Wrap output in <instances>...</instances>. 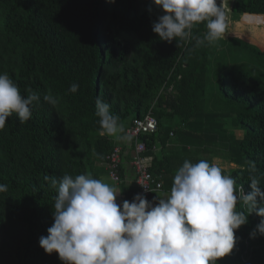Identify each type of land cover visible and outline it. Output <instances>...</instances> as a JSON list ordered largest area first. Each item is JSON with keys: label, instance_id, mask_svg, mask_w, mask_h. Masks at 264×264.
<instances>
[{"label": "trees", "instance_id": "16d2710c", "mask_svg": "<svg viewBox=\"0 0 264 264\" xmlns=\"http://www.w3.org/2000/svg\"><path fill=\"white\" fill-rule=\"evenodd\" d=\"M229 2L232 14L264 16V0ZM162 14L153 0H0V73L22 95L31 88L40 96L27 122L13 114L0 131V184L8 186L0 193V264H62L39 244L57 195L44 177L98 179L96 164L116 147L99 134L98 97L125 131L149 113L156 119V132L140 136L143 156L173 132L185 145L180 166L221 160L237 188L251 192L252 161L264 191V48L236 37L199 47L195 39L169 43L153 32ZM206 32L200 24L193 36ZM49 91L59 99L55 107L43 100ZM169 161L165 155L148 170L161 176ZM129 192L131 202L136 190ZM237 210L246 212L241 202ZM262 219L248 216L218 264H264Z\"/></svg>", "mask_w": 264, "mask_h": 264}, {"label": "clouds", "instance_id": "9594fccd", "mask_svg": "<svg viewBox=\"0 0 264 264\" xmlns=\"http://www.w3.org/2000/svg\"><path fill=\"white\" fill-rule=\"evenodd\" d=\"M163 14L153 32L163 41L190 42L197 47L223 39L229 28L223 0H153ZM206 26L203 38L193 29ZM79 85L72 84L71 93ZM21 94L7 73H0V131L13 114L21 123L32 115L40 96L27 88ZM44 102L55 107L59 99L50 91ZM101 136L126 141L125 126L102 98L96 100ZM251 192L216 163L184 161L176 171L170 194L153 206L143 195L117 203L121 191L100 179L65 173L59 180L45 175L56 188L54 222L39 240L47 254L57 253L62 264H218L235 246V232L255 213L264 218V191L254 162L249 161ZM8 191L0 184V193ZM241 202L245 211H238ZM247 213V214H246ZM264 235V219L257 226Z\"/></svg>", "mask_w": 264, "mask_h": 264}, {"label": "crops", "instance_id": "0c3cea01", "mask_svg": "<svg viewBox=\"0 0 264 264\" xmlns=\"http://www.w3.org/2000/svg\"><path fill=\"white\" fill-rule=\"evenodd\" d=\"M261 15H257L259 17ZM233 132V131H232ZM172 133V135H171ZM169 133V138L166 140L165 145L161 141H157L153 148H152V154L144 155L145 162L147 166L152 165L153 162H159L161 161L165 155L170 156V163L173 164V167H169L168 171H163L161 174L162 181L164 183V192L159 193L155 197V202L158 203L159 198H166L168 194H170V189L173 183V178L176 173V171L181 167L180 166V160L181 154L184 151V143H182V140H180L178 137L174 136L173 132ZM237 136H242L241 132H236ZM240 134V136H239ZM114 143L116 146H119L123 149V159L121 163V173L122 178L120 183L113 182L107 173L106 165L104 163L98 162L96 164V170L98 173V179L103 180L104 182H107L115 187H117L121 194L117 197V203L122 204L123 201L127 200L126 191L130 193L129 191L136 190L135 185V173L132 167V142L130 139L126 141H120L116 138L112 137ZM192 146L187 145V149H192ZM193 163H196L197 161H192ZM211 163L218 164L223 170H229V164L222 162L218 159L211 160ZM133 189V190H132Z\"/></svg>", "mask_w": 264, "mask_h": 264}, {"label": "built area", "instance_id": "2783aa9c", "mask_svg": "<svg viewBox=\"0 0 264 264\" xmlns=\"http://www.w3.org/2000/svg\"><path fill=\"white\" fill-rule=\"evenodd\" d=\"M219 3V1H218ZM157 130V121L151 113L144 118L134 119L132 124L127 128L126 135L132 142V167L135 173L136 193L143 195L150 203L155 206V197L164 192V183L161 176L153 175L145 162L143 154L146 151L145 143L140 139V136L151 135ZM172 135V133H171ZM123 159V149L119 146L114 147L110 154L106 157V170L109 178L120 183L121 163ZM245 194L250 191L244 190ZM134 196V197H135Z\"/></svg>", "mask_w": 264, "mask_h": 264}, {"label": "rangeland", "instance_id": "374dc122", "mask_svg": "<svg viewBox=\"0 0 264 264\" xmlns=\"http://www.w3.org/2000/svg\"><path fill=\"white\" fill-rule=\"evenodd\" d=\"M223 8L229 24V28L223 39L236 37L237 39L248 41L249 44L264 48V16H239L232 14L229 0H223Z\"/></svg>", "mask_w": 264, "mask_h": 264}]
</instances>
